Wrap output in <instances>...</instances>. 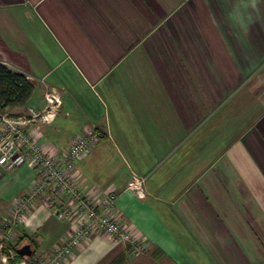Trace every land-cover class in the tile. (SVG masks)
<instances>
[{
	"label": "crops",
	"instance_id": "obj_1",
	"mask_svg": "<svg viewBox=\"0 0 264 264\" xmlns=\"http://www.w3.org/2000/svg\"><path fill=\"white\" fill-rule=\"evenodd\" d=\"M0 62L33 84L5 112L58 93L24 125L46 150L106 132L73 174L147 244L95 232L63 264H264V0H0ZM35 177L0 173V214ZM44 197L11 243L39 260L70 225Z\"/></svg>",
	"mask_w": 264,
	"mask_h": 264
},
{
	"label": "built area",
	"instance_id": "obj_2",
	"mask_svg": "<svg viewBox=\"0 0 264 264\" xmlns=\"http://www.w3.org/2000/svg\"><path fill=\"white\" fill-rule=\"evenodd\" d=\"M45 97L49 104L42 110L29 106L18 116L0 112V173L27 164L36 174L28 193L12 200L8 211L0 214V264H63L95 232L114 242H125L132 253L139 254L146 248V241L114 211L115 195L107 193L94 199L73 174L75 164L106 132L90 128L74 134L65 149L46 150L32 131L24 128L29 121H49L54 116L59 95L51 89ZM39 195L45 196L44 204L55 216L70 223L69 229L45 260L34 255L15 260L11 244L15 229Z\"/></svg>",
	"mask_w": 264,
	"mask_h": 264
},
{
	"label": "trees",
	"instance_id": "obj_3",
	"mask_svg": "<svg viewBox=\"0 0 264 264\" xmlns=\"http://www.w3.org/2000/svg\"><path fill=\"white\" fill-rule=\"evenodd\" d=\"M32 89L33 84L24 73L14 71L0 62V112H5L9 107L23 105L30 96ZM8 115L16 116L17 113L12 115L8 113ZM12 247L15 250V260L24 258L16 253V244Z\"/></svg>",
	"mask_w": 264,
	"mask_h": 264
},
{
	"label": "water",
	"instance_id": "obj_4",
	"mask_svg": "<svg viewBox=\"0 0 264 264\" xmlns=\"http://www.w3.org/2000/svg\"><path fill=\"white\" fill-rule=\"evenodd\" d=\"M16 253L21 256H30L31 249L28 244L22 245L21 247L16 249Z\"/></svg>",
	"mask_w": 264,
	"mask_h": 264
}]
</instances>
